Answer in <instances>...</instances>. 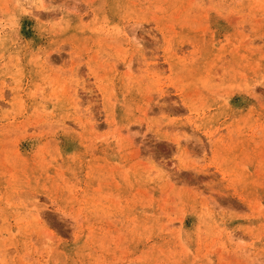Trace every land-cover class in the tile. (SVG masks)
<instances>
[{"label": "rangeland", "instance_id": "rangeland-1", "mask_svg": "<svg viewBox=\"0 0 264 264\" xmlns=\"http://www.w3.org/2000/svg\"><path fill=\"white\" fill-rule=\"evenodd\" d=\"M0 264H264V0H0Z\"/></svg>", "mask_w": 264, "mask_h": 264}, {"label": "bare ground", "instance_id": "bare-ground-1", "mask_svg": "<svg viewBox=\"0 0 264 264\" xmlns=\"http://www.w3.org/2000/svg\"><path fill=\"white\" fill-rule=\"evenodd\" d=\"M86 3H87V2H86ZM63 57H64V56H63ZM150 70H151V69H150ZM182 106H183V105H182ZM88 109H89V108H88ZM93 114H94V113H93ZM41 127H42V126H41ZM124 130H126V129H124ZM128 132H129V131H128ZM195 132H196V131H195ZM55 215H56V214H55ZM48 237H50V236H48ZM48 237H47V238H48ZM50 239H51V238H50ZM52 239H53V238H52Z\"/></svg>", "mask_w": 264, "mask_h": 264}]
</instances>
